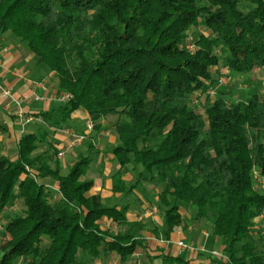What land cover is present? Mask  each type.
<instances>
[{"label":"trees","instance_id":"trees-1","mask_svg":"<svg viewBox=\"0 0 264 264\" xmlns=\"http://www.w3.org/2000/svg\"><path fill=\"white\" fill-rule=\"evenodd\" d=\"M4 32L70 97L38 112L14 158L0 152V264H130L136 250L146 264H189L143 233L169 239L203 221L226 264H264V81L253 77L264 74V0H0ZM75 110L94 132L116 116L111 191L153 185L162 230L90 193L91 141L61 172L54 132Z\"/></svg>","mask_w":264,"mask_h":264},{"label":"crops","instance_id":"crops-1","mask_svg":"<svg viewBox=\"0 0 264 264\" xmlns=\"http://www.w3.org/2000/svg\"><path fill=\"white\" fill-rule=\"evenodd\" d=\"M0 61V77L10 87L12 93V98H0V152L14 158L16 156L15 145L20 135L26 132H36L37 129L34 124L38 127L41 121L37 115L38 112L57 107L63 101L57 99V89L47 85L45 77L50 78L52 76L51 72L46 74L47 69L45 67L37 66L31 54L26 51V46L9 32L0 34ZM20 112L22 113L21 116H19ZM88 123L87 115L81 110H75L65 122L63 128L55 130V147L58 152L63 151L62 157H58V152L56 154L61 172L65 174L69 164L79 154H87L86 142L91 141L99 149V154L95 158L92 166L93 172L90 174L94 181L90 193H99L106 201H118L120 204L116 205L120 207L129 204L128 219H139L146 222L142 217L133 216V211L145 207L150 192L148 187H136L129 194L134 196V204L128 198L123 201V198L129 195L123 196L122 194L112 193L110 176L118 169V166L115 164V158L110 149L117 143V135H109L105 118L101 120V128L97 132H94L88 126ZM112 165H114V171H111ZM63 169H66V171H63ZM123 174L124 179L128 181L132 179L129 173L123 171ZM53 188H55L54 185ZM103 225L108 226L109 223L105 222ZM147 227H157L160 231L162 230V222L159 221L156 225L147 223ZM197 227L196 225L190 226L186 230L175 227L169 239L156 240L150 231H145L143 234L148 239L149 244H158L161 247L160 252H169L173 256H183L185 252L190 251L189 264H226L227 259L222 254V239ZM184 238H187V244L190 245V248L184 249L176 245L177 241ZM203 252L207 253V257L199 259ZM213 252H217L220 256L214 255ZM110 259L113 260V257H110ZM154 263L161 264L160 259H156ZM95 264L99 263L96 262Z\"/></svg>","mask_w":264,"mask_h":264},{"label":"rangeland","instance_id":"rangeland-1","mask_svg":"<svg viewBox=\"0 0 264 264\" xmlns=\"http://www.w3.org/2000/svg\"><path fill=\"white\" fill-rule=\"evenodd\" d=\"M197 31H202V28H198ZM24 51H25V49H24ZM49 72L50 71L46 70V74L49 73ZM51 74H52V76L50 78L45 77V80L47 81V85L49 87H51L53 89H57L55 75H54L53 72H51ZM253 77L254 78L258 77V78H260V79H262L264 81V74L260 70H255L254 73H253ZM243 88H245V85L242 84L240 86V95L241 96H243V92H242ZM62 93H68V92H64L63 91ZM56 95H60V92H57V90H56ZM192 104L195 105L198 109L200 108L199 102H193ZM115 120H116V116H107V117H105V124H106V127H107L106 129L108 130L109 135H116L115 132H114V122H115ZM34 126L37 129L35 124H34ZM128 169H129V167H128ZM114 170H115L114 165H112L111 171H114ZM63 171H66V169H63ZM123 171L129 173L132 176V174L126 168H124ZM132 180H133V176H132V179L130 181H132ZM155 186H156V190H161L162 183L158 182V183L155 184ZM254 186H255L256 189L264 190V178H262L260 176H257L255 174V176H254ZM145 187H148V189L150 191L149 192V197L146 200V205L142 209H135V211H133V216L142 217L143 220H145L147 223H152V224L156 225L159 221H161V216H160V213H159L158 208L156 206V197L154 196L155 192L153 191L155 189L152 190L153 185H147ZM132 195H133V193H132ZM127 198H128V200H130L131 203L134 204V202H135L134 196H130L129 195L128 197L123 198V201L126 200ZM106 202L109 205L120 204V203H118V201H115V202L114 201H106ZM13 208L14 207L10 208L9 211H11ZM256 220L258 222V221L261 220V218H257ZM4 223H5V221H3V219L1 218L0 219V244L4 243L5 240H6V238L3 236V233H2V230H3V227H4ZM125 228L126 227H116V228H114V230H117V229L123 230ZM197 228L202 229V230L210 233V227L208 226V223H205L204 221L200 225H198ZM198 232H199V230H198ZM186 236H187V234H186ZM189 237H190V235H189ZM182 240L187 246L190 247V245L187 244L188 243L187 238H184ZM172 245H174V244H172ZM222 254L225 255V253L223 251H222ZM206 255H207V253L203 252L202 255H200L199 259L206 258L207 257ZM190 256H191V252L190 251H187V252H185L183 254V257L185 259H189ZM225 257H226V255H225ZM109 258H110V256L105 258V262L108 263V261H109L108 264H113V260H111ZM132 259H134L137 264H146V261L142 257V255L140 253V250H136L134 256L131 257L130 264H132V262H133ZM17 264H22V260H19L17 262ZM88 264H95V263L91 262V263H88Z\"/></svg>","mask_w":264,"mask_h":264},{"label":"built area","instance_id":"built-area-1","mask_svg":"<svg viewBox=\"0 0 264 264\" xmlns=\"http://www.w3.org/2000/svg\"><path fill=\"white\" fill-rule=\"evenodd\" d=\"M193 45L192 44H190L189 45V48H191ZM0 67H1V61H0ZM70 97V95L68 94V93H62V94H60V95H57V99L59 100V101H65L66 99H68ZM0 98H4V99H6V98H12V93H11V89H10V87H8L5 83H4V81L1 79V77H0ZM11 100H13V99H11ZM15 101V100H14ZM16 102V101H15ZM17 103V102H16ZM18 104V103H17ZM22 115V113L20 112L19 113V116H21ZM88 126L89 127H92V122L91 121H89V123H88ZM63 156V151L61 150V151H59L58 152V157H62ZM176 245L178 246V247H180V248H190L189 246H187L182 240H180V241H177L176 242ZM213 254L214 255H219L217 252H213ZM220 256V255H219Z\"/></svg>","mask_w":264,"mask_h":264}]
</instances>
